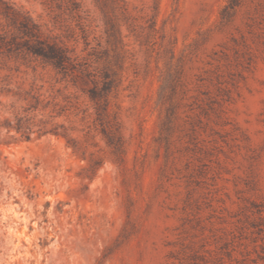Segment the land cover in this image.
Here are the masks:
<instances>
[{"label": "rangeland", "instance_id": "1", "mask_svg": "<svg viewBox=\"0 0 264 264\" xmlns=\"http://www.w3.org/2000/svg\"><path fill=\"white\" fill-rule=\"evenodd\" d=\"M6 1L81 56L0 47V264H264V0H124L120 67L96 0Z\"/></svg>", "mask_w": 264, "mask_h": 264}, {"label": "trees", "instance_id": "2", "mask_svg": "<svg viewBox=\"0 0 264 264\" xmlns=\"http://www.w3.org/2000/svg\"><path fill=\"white\" fill-rule=\"evenodd\" d=\"M96 1L100 5L105 17L107 43L113 52L117 67H120L126 56L127 50L121 24L116 20V16L117 14H122L124 17L128 16V7L124 0ZM68 2L72 5L78 3L77 0H68ZM0 15L11 20L13 24L18 27L20 32L27 37L24 40H19L16 35L8 33L7 30H3V32H0V47L25 46L32 53L40 56L55 67L62 69H71L78 65L75 60H77L81 54L77 50H72L73 52H70L67 44H60L55 40L57 37L55 35L47 34V36H44L41 24L34 22L29 15L16 9L6 0H0ZM117 75L118 72H114L115 78H117ZM91 93L92 99L98 97V92L96 90H93ZM172 113L171 115H173ZM117 137L119 138L117 143L119 150H124V144H122L120 132L117 133Z\"/></svg>", "mask_w": 264, "mask_h": 264}]
</instances>
